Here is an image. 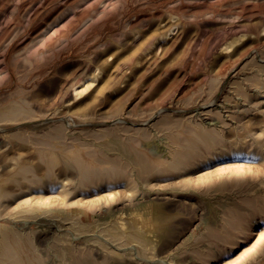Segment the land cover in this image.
<instances>
[{
    "label": "rangeland",
    "instance_id": "1",
    "mask_svg": "<svg viewBox=\"0 0 264 264\" xmlns=\"http://www.w3.org/2000/svg\"><path fill=\"white\" fill-rule=\"evenodd\" d=\"M0 264H264V0H0Z\"/></svg>",
    "mask_w": 264,
    "mask_h": 264
}]
</instances>
